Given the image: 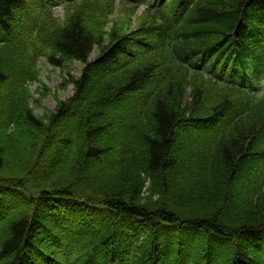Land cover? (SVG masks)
<instances>
[{"label": "trees", "instance_id": "trees-1", "mask_svg": "<svg viewBox=\"0 0 264 264\" xmlns=\"http://www.w3.org/2000/svg\"><path fill=\"white\" fill-rule=\"evenodd\" d=\"M34 1L0 0V185L22 196L21 214L0 224V264H264V192L238 187L249 172L264 182L255 148L264 99L231 126L236 115L224 118L214 152L196 168L180 156L188 138L174 132L186 114L214 127L229 107L248 109L240 88L216 91L203 79L207 99L193 87L184 104L183 80L228 52L248 73L264 69V0H172L147 10L133 32L112 27L108 43L102 30L115 2L130 19L144 0H75L62 20ZM40 57L84 66L70 81L73 96L44 118L21 95ZM138 104L146 108L134 112ZM53 200L78 222L84 210L88 223L69 231L49 216ZM180 226L227 240L226 260L213 263L199 245L167 247L161 236Z\"/></svg>", "mask_w": 264, "mask_h": 264}, {"label": "rangeland", "instance_id": "rangeland-1", "mask_svg": "<svg viewBox=\"0 0 264 264\" xmlns=\"http://www.w3.org/2000/svg\"><path fill=\"white\" fill-rule=\"evenodd\" d=\"M57 11H60L59 8ZM135 18L136 17L131 18L132 22H134L133 20ZM127 20L128 18L120 15V11L118 12L116 9L113 16L107 19L108 23L116 24L118 29H120ZM130 28L131 27H129V29ZM108 30H110V26L102 31L109 34ZM81 72L82 66L76 61H69L60 68H52L44 60H40L36 68V82L29 85L27 88V93L30 94L32 99L31 108L33 113L40 118H44L48 112L54 109L58 102L67 99L72 92V86L70 84L71 79H76ZM10 131L11 128H9L8 132H5L6 135H9L11 133ZM17 131L19 130L17 129ZM17 133L15 134L17 135ZM25 135L27 134H23V137ZM11 141H13V138H11L10 142ZM0 154L5 156L3 153ZM9 160H7V163ZM17 175L19 174L17 173Z\"/></svg>", "mask_w": 264, "mask_h": 264}, {"label": "bare ground", "instance_id": "bare-ground-1", "mask_svg": "<svg viewBox=\"0 0 264 264\" xmlns=\"http://www.w3.org/2000/svg\"><path fill=\"white\" fill-rule=\"evenodd\" d=\"M22 139H24L23 136H22ZM15 164H16L15 165V168L17 167L18 169H21V170L23 169L22 166L20 165V162L19 161H16Z\"/></svg>", "mask_w": 264, "mask_h": 264}]
</instances>
